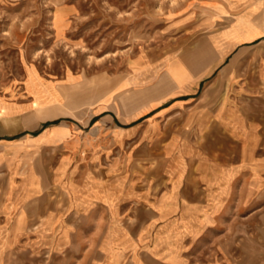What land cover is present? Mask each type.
I'll list each match as a JSON object with an SVG mask.
<instances>
[{"label":"rangeland","instance_id":"374dc122","mask_svg":"<svg viewBox=\"0 0 264 264\" xmlns=\"http://www.w3.org/2000/svg\"><path fill=\"white\" fill-rule=\"evenodd\" d=\"M263 10L264 0H0V113H18L33 133L52 125H86L96 104L108 100L80 103L75 112L46 119L38 113L37 96L51 86L80 82L84 87L76 92L85 97L101 81H111L114 89L120 79V89L110 98L118 101L128 86L135 89L158 75L163 63L184 80L177 69L181 60L172 56L186 45H204L214 33L210 39L217 48L245 41L232 55L244 65L241 101L244 109L259 111L264 124V30L242 40L229 33L241 13L250 12L255 19ZM94 78L98 82L92 84ZM260 137L264 141V132ZM225 145L223 151L214 146L208 150L210 158L228 160L240 152V146ZM261 145L258 160L247 163L259 164L252 167L258 169L257 182H249L251 167H244L242 191L233 183L231 196L210 214L211 225L204 230L178 225L184 215L148 228L144 223L153 214L146 209L131 207L113 216L100 210L91 217L74 215L80 227L74 226L72 243L57 245L58 237L68 231L42 228L40 199L33 205L39 228L28 231L22 241L21 231H14L19 236L14 244L7 239L9 231L1 232L0 264H264ZM58 151H40L32 170L53 173Z\"/></svg>","mask_w":264,"mask_h":264},{"label":"crops","instance_id":"0c3cea01","mask_svg":"<svg viewBox=\"0 0 264 264\" xmlns=\"http://www.w3.org/2000/svg\"><path fill=\"white\" fill-rule=\"evenodd\" d=\"M213 34L204 45H186L172 56L181 60L177 69L184 80L163 63L158 75L135 89L128 86L122 99L98 102L86 125H52L33 133L18 113L1 112L0 244L2 231H9L14 244L39 228L33 205L40 199L42 228L68 231L56 242L66 246L77 227L72 217L100 210L113 216L131 207L146 209L153 214L144 223L148 228L184 215L178 225L204 230L210 214L231 196L233 183L242 191L244 167H251L249 182L256 183L258 169L252 167L259 164L247 163L258 160L264 124L259 111L243 107L244 65L232 57L245 41L217 48ZM212 141L220 151L227 142L240 152L212 160ZM51 148L59 150L54 172L32 170L35 156Z\"/></svg>","mask_w":264,"mask_h":264},{"label":"bare ground","instance_id":"6f19581e","mask_svg":"<svg viewBox=\"0 0 264 264\" xmlns=\"http://www.w3.org/2000/svg\"><path fill=\"white\" fill-rule=\"evenodd\" d=\"M261 12V14L256 16L255 19L251 18L252 16L250 15V12L247 11L237 16L236 22H233L232 19H230V22L232 21L233 24L231 25V30L229 33L236 37H241L240 40L256 36L264 30V24L260 23V20L264 17V10ZM224 35L226 34H223L221 38H224ZM101 79L103 80V78ZM96 82L98 81H96L95 78L91 80L92 84ZM101 82L102 85L91 89L89 92L90 94L85 97H82L83 93L81 95H77L78 92L76 91H78L80 87H84V85L82 86V83L80 82L70 83V85L62 87L51 86V88H48L49 92L40 93V95L36 98L35 104L38 106L37 110L39 115L47 117L64 111L75 112L74 107H78L80 103H87L89 106L90 104L101 99L104 101L109 100L111 97H113L116 91L118 92L121 87L120 79L118 80L119 83H117V86L114 89L111 88L113 87L111 85V81L104 82L103 80ZM44 97L47 98L44 99ZM63 98H65L67 101L64 102L62 100Z\"/></svg>","mask_w":264,"mask_h":264}]
</instances>
